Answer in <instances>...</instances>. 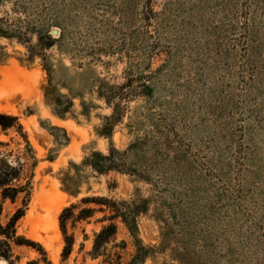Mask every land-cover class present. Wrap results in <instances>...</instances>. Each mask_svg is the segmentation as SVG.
<instances>
[{
  "label": "rangeland",
  "instance_id": "374dc122",
  "mask_svg": "<svg viewBox=\"0 0 264 264\" xmlns=\"http://www.w3.org/2000/svg\"><path fill=\"white\" fill-rule=\"evenodd\" d=\"M0 27V112L23 126L0 127V159L31 190H0L2 220L25 208L38 243L0 264H46L39 245L108 264L91 254L108 208L70 223L63 257L60 214L86 196L127 214L107 245L122 263L264 264V0H0Z\"/></svg>",
  "mask_w": 264,
  "mask_h": 264
},
{
  "label": "trees",
  "instance_id": "16d2710c",
  "mask_svg": "<svg viewBox=\"0 0 264 264\" xmlns=\"http://www.w3.org/2000/svg\"><path fill=\"white\" fill-rule=\"evenodd\" d=\"M4 31L0 27V33L7 34L10 31L6 29ZM13 36V35H12ZM111 97L120 95L118 92L110 91ZM122 95V93H121ZM120 95V98H121ZM123 96V95H122ZM112 121L107 123L105 129L109 131ZM0 127L2 129H8L11 127L23 128L20 118L17 115L9 114L6 112H0ZM108 134V133H105ZM92 165L99 171L116 169L118 161L115 157V152L111 150L110 154L102 155L100 153L94 155L91 160ZM25 173V166L22 162L13 163L7 159H0V190L4 200L10 199L15 202L19 195L25 193V203L29 200L31 195L30 182L19 183ZM106 208L111 209L110 215L105 214L102 217V221L109 220L110 222L105 223L101 229L95 232L94 246L91 252L94 258L104 256V261L108 264H132L133 262L122 263V254L118 251H111L108 248V244L112 238L118 232V222L116 218H123L127 221V214L122 213V209L119 207L117 201L105 197V196H86L81 199L80 203H72L65 207L60 214V225L65 239V246L63 251V257L68 258L73 250L75 243V235L69 232V225H76L79 222L86 221L93 217L98 210L106 212ZM3 206L0 203V254L10 258L13 253V244L17 245H29L36 246L38 243L27 238L25 235L18 233L17 223L25 215V208H18L14 214L5 222L2 220ZM40 246V250L44 255L43 258L46 264H53L47 256L44 248ZM34 264H39L35 262Z\"/></svg>",
  "mask_w": 264,
  "mask_h": 264
},
{
  "label": "bare ground",
  "instance_id": "6f19581e",
  "mask_svg": "<svg viewBox=\"0 0 264 264\" xmlns=\"http://www.w3.org/2000/svg\"><path fill=\"white\" fill-rule=\"evenodd\" d=\"M51 225H52V227H53V228H56V227H57V225H56V222H55V221H51Z\"/></svg>",
  "mask_w": 264,
  "mask_h": 264
},
{
  "label": "water",
  "instance_id": "95a60500",
  "mask_svg": "<svg viewBox=\"0 0 264 264\" xmlns=\"http://www.w3.org/2000/svg\"><path fill=\"white\" fill-rule=\"evenodd\" d=\"M53 33H54V34H57V33H58V30L54 29V30H53Z\"/></svg>",
  "mask_w": 264,
  "mask_h": 264
}]
</instances>
